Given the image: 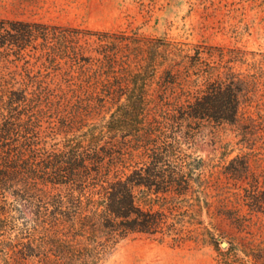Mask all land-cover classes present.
<instances>
[{
    "label": "trees",
    "instance_id": "16d2710c",
    "mask_svg": "<svg viewBox=\"0 0 264 264\" xmlns=\"http://www.w3.org/2000/svg\"><path fill=\"white\" fill-rule=\"evenodd\" d=\"M247 54L0 17V264H103L136 236L264 264V181L249 156L223 181L186 148L209 124H239L243 97H264L262 67L240 69Z\"/></svg>",
    "mask_w": 264,
    "mask_h": 264
},
{
    "label": "rangeland",
    "instance_id": "374dc122",
    "mask_svg": "<svg viewBox=\"0 0 264 264\" xmlns=\"http://www.w3.org/2000/svg\"><path fill=\"white\" fill-rule=\"evenodd\" d=\"M0 17L89 30H139L193 44L242 48L250 65L240 67L241 71L256 67L260 72L262 67L264 72V0H0ZM33 69L36 74L40 70L45 73L44 68ZM10 71L19 79V74H24L21 66L13 64ZM250 122L254 134L249 142H241L242 126ZM186 148L205 159L215 179L223 181L232 160L247 155L264 181V97H243L239 124H209ZM250 148L254 154H248ZM221 227L230 235H238L226 223ZM131 255L136 264H218L217 252L209 243L174 247L146 236L123 240L103 264H127Z\"/></svg>",
    "mask_w": 264,
    "mask_h": 264
},
{
    "label": "bare ground",
    "instance_id": "6f19581e",
    "mask_svg": "<svg viewBox=\"0 0 264 264\" xmlns=\"http://www.w3.org/2000/svg\"><path fill=\"white\" fill-rule=\"evenodd\" d=\"M127 262H128L127 264H136V259L134 257H132V255H131L128 257Z\"/></svg>",
    "mask_w": 264,
    "mask_h": 264
}]
</instances>
